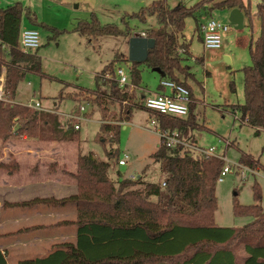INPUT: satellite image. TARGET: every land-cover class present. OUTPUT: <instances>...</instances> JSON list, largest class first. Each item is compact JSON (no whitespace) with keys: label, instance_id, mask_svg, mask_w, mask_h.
Instances as JSON below:
<instances>
[{"label":"trees","instance_id":"1","mask_svg":"<svg viewBox=\"0 0 264 264\" xmlns=\"http://www.w3.org/2000/svg\"><path fill=\"white\" fill-rule=\"evenodd\" d=\"M233 8L240 9L246 16L250 14V4L244 0H198L190 6L183 3L171 6L167 0H154L136 13L123 15V23L128 18L144 24L147 18H154L157 23L155 28H146L144 32V37L154 41L146 59L129 61L131 84L140 86L139 66L144 65L150 69L159 68L164 74L163 79L182 84L192 93L190 86L179 78L186 70L182 61L189 56V44L180 43L178 39L183 33L185 19L195 18V14L201 11ZM23 13L31 22L36 21L34 14L18 2L6 8L0 7V38L9 46L8 56L0 52V73L4 67L5 88L11 99L26 74L51 79L42 71L40 57L35 51L23 53L18 49ZM255 14L260 22L259 35L249 46L251 65L241 69L244 103L234 105L231 112L239 109L240 123L244 122L258 131L264 130V0L256 4ZM195 22L199 30V20ZM133 30L128 26L119 28L114 23L100 24L94 14L90 20L79 21L75 26V31L88 39L130 37ZM195 60L203 63V57ZM116 62L114 59L106 63L95 74L96 89L81 90L103 94L102 88L105 87L110 91L111 100L128 103L132 96L117 85ZM231 88L234 90L233 82ZM144 97L140 106L134 102L124 110L125 117L118 120H128L134 108L146 109ZM65 98L63 86L56 99ZM193 105L189 103L185 117L154 114L157 126L161 130L176 129L185 140L194 142L191 131L195 129L198 118L192 111ZM41 120L51 126L58 124V117L51 113L39 112L18 103L0 105V139H44L39 131ZM120 128V123L104 122L95 139L105 145L106 135L112 134L117 145ZM77 134L70 128L65 139L75 141ZM114 155L116 153L108 152V161L96 158L92 152L78 157L76 177L79 191L60 202L77 203L78 217L74 222L77 225L76 243L58 245L44 257L23 259L17 264H264V210L259 205L261 191L257 183L252 186L253 204H233L234 216L249 217V222L240 227L214 223L217 208L215 187L224 167L223 158L194 155L182 146L166 147L161 141L151 155L160 160V169L166 173L165 186L161 187L158 183L130 179H119L115 185L108 176L109 160ZM239 163L253 168L259 160L242 153ZM8 165L0 163V168L10 170ZM133 185L140 187L128 188ZM234 241L243 245L245 256L241 260L229 247ZM0 264H6L1 251Z\"/></svg>","mask_w":264,"mask_h":264},{"label":"rangeland","instance_id":"2","mask_svg":"<svg viewBox=\"0 0 264 264\" xmlns=\"http://www.w3.org/2000/svg\"><path fill=\"white\" fill-rule=\"evenodd\" d=\"M179 1L167 0L171 6ZM196 1L198 0L184 2L190 6ZM244 1L250 4V14L244 15V22L239 28L225 19L223 10L216 9L206 12V16L201 18L198 13L195 14V18L187 17L183 33L178 37L180 43L190 45L189 52L195 58L204 59L203 63H200L187 56L182 61V65L190 67L184 71V77L189 78L191 91L196 99L194 103L192 102L194 104L192 111L196 114L198 123L191 134L198 146L215 147L217 157L224 159V165L231 166V170L221 181H217L215 187L217 208L214 223L217 226L240 227L250 221L246 216H234L233 204L243 206L253 204L254 183L260 187L259 205L264 210V130L256 131L244 122L240 123L239 109L235 113L231 112L234 105L244 103V79L241 69L251 65L249 46L260 31V22L255 14L256 4L260 0ZM16 2L29 9L36 18L35 22H31L23 13L21 28L36 29L39 32L41 45L35 52L40 57L42 71L51 79L26 74L18 84L12 101L26 105L33 99L39 101L43 107L62 113L77 112L83 107L85 120L81 121L79 130L72 127L79 123V120L73 119L67 126L63 115L52 111L51 114L58 117V124L51 126L49 122L43 123L44 119L41 120L39 131L42 136L57 140L65 139L67 130L72 128L74 133L78 132L75 137L77 139L72 142L79 143L81 138L78 147L83 153L94 152L98 159L106 161L108 152L116 153L109 161L113 179L124 178L133 181L144 179L145 182L153 183L165 180L166 173L161 172L150 157L161 141L155 129H152L151 118L146 109L134 108L130 119L118 120L125 117L124 110L134 102L139 106L142 104V91L137 90L135 86L133 88V85L130 86L128 39L131 36H140L146 32V28L157 26L154 18H147L144 24L135 18H128L125 20L127 22L123 23L121 17L124 14L138 12L142 7L150 5L152 0H0V7L6 8ZM92 14L100 24L114 23L119 28L125 29L128 26L134 30L130 37L103 36L96 39L82 37L75 31V26L79 21L90 20ZM208 18L229 25L228 31L222 36L220 48L206 49L199 39L200 34L196 29L195 20L204 23ZM114 59L117 60L114 69L122 68L127 76L126 86L121 89L132 96L128 103L111 100L108 95L110 91L105 87L102 88L103 94L81 90L96 89L95 74ZM139 70L140 84L147 87L145 97L150 95V92H157L160 75L144 65H140ZM232 82L234 90L231 88ZM63 86L66 98L57 100L56 97ZM55 101L58 105L54 109ZM104 122L120 123L117 145L113 142L112 134L106 135L105 145L95 139L100 125ZM0 141L5 142L2 139ZM125 153L129 156L127 163L125 166H119L117 159ZM242 153L250 154L254 159H258L260 164L253 168L241 165L239 158ZM146 166V174L139 177ZM118 173L121 176H118ZM130 175L134 177L131 178ZM138 187L140 185L128 188ZM229 247L238 260L245 256L243 245L239 241L232 242Z\"/></svg>","mask_w":264,"mask_h":264},{"label":"crops","instance_id":"3","mask_svg":"<svg viewBox=\"0 0 264 264\" xmlns=\"http://www.w3.org/2000/svg\"><path fill=\"white\" fill-rule=\"evenodd\" d=\"M181 1L185 5V0ZM230 10H223V15L228 21ZM241 13L243 14L242 11ZM198 14L201 18L206 16V11ZM243 22L244 14L242 24ZM140 37L143 36L140 35ZM199 39L201 41V38ZM189 56L195 59L190 52ZM186 68L190 69L189 66ZM181 76L179 75V78L181 77L180 79L190 86L189 78H185L184 74ZM160 78L163 79L161 76ZM135 87L142 91L143 98L147 87L141 84ZM159 92L168 93V90H163L159 85L157 92L148 93ZM190 99V103L196 100L193 93ZM57 105L58 102L55 101L53 107ZM146 111L149 118H154V113ZM152 129L156 127L152 126ZM81 141V138L78 143L67 139L57 140L53 137L44 139L22 137L17 140L0 141V163L9 164L10 169L0 168V251L5 257L6 264H17L23 259L41 258L48 255L58 245L76 243L77 225L74 222L78 217L77 203L74 201L60 202L76 195L79 191L76 177L78 157L80 154H86L78 147ZM194 142L197 144V141ZM159 144L160 142L156 145V149ZM92 153L96 157L95 153ZM128 158L127 154V160ZM151 159L152 163L160 169V160L152 157ZM146 169L147 166L142 169L139 177H144ZM111 172L109 166L108 176L117 185L119 179H113ZM118 176H121L120 173ZM164 181H159L158 184L162 187Z\"/></svg>","mask_w":264,"mask_h":264},{"label":"built area","instance_id":"4","mask_svg":"<svg viewBox=\"0 0 264 264\" xmlns=\"http://www.w3.org/2000/svg\"><path fill=\"white\" fill-rule=\"evenodd\" d=\"M229 25L215 21L214 19L208 18L204 23H200L199 34L201 38L202 46L206 49H216L220 48L222 36L228 31ZM145 36V33H141ZM40 35L36 29L22 28L19 34L18 49L23 53L34 52L40 47ZM9 46L0 38V52L8 56ZM115 79L117 85L122 88L126 86L127 76L125 71L117 67L115 69ZM160 87L163 90H168V93H154L150 94L143 99V104L145 108L160 116H170V117H185L189 111L190 91L187 87L179 84L170 79H161ZM14 103L11 98L7 95L5 88V68H2L0 73V105ZM27 107L37 110L39 112L53 113L50 108H45L41 106L40 102L31 99V102L26 104ZM84 108L80 107L76 112H55L61 113L65 119V123L68 124L73 120H79V123H75L72 127L75 130L80 129V123L84 119ZM150 124L156 127L160 140L164 143L166 147H175L177 145L182 146L184 150H188L194 155L202 156H217L215 153V147L211 146L208 148L200 147L195 142H189L185 140L179 133L178 130H161L154 118H151ZM224 141V140H223ZM228 144L227 142H224ZM127 163V154H124L118 159V165L123 166ZM231 170L229 164L224 165L220 172L218 181H221L223 176L226 175ZM165 186V182L162 183V187Z\"/></svg>","mask_w":264,"mask_h":264},{"label":"water","instance_id":"5","mask_svg":"<svg viewBox=\"0 0 264 264\" xmlns=\"http://www.w3.org/2000/svg\"><path fill=\"white\" fill-rule=\"evenodd\" d=\"M229 21L233 25L241 26L243 21V14L238 8H233L229 13ZM154 41L146 37L131 36L128 39V60L130 62H142L147 57L148 49L153 47ZM153 71L157 72L161 77L164 74L159 68H152Z\"/></svg>","mask_w":264,"mask_h":264}]
</instances>
